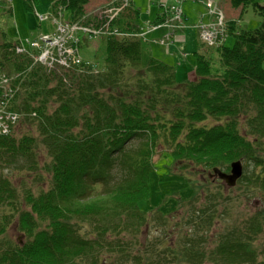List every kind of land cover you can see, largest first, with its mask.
Masks as SVG:
<instances>
[{"label": "trees", "instance_id": "16d2710c", "mask_svg": "<svg viewBox=\"0 0 264 264\" xmlns=\"http://www.w3.org/2000/svg\"><path fill=\"white\" fill-rule=\"evenodd\" d=\"M51 1L74 20L85 17L89 0ZM184 1L175 0L154 20H145L152 28L146 22L139 26L129 17L132 12L123 15L127 22L113 19L101 36L106 46L101 65L82 62L47 71L28 56L10 64L12 42L1 46L0 71L8 76L23 71L9 82L15 92L7 110L23 113L14 124L0 123L8 128L0 130V167L37 172L41 146L47 177L38 175L34 183L48 186L34 189L22 174L15 183L0 169V264H103L109 254L112 264H264V206L236 220L225 211L217 220L221 195L206 191L204 201L186 215L200 226V238L177 246L154 239L143 244L153 254H129L132 246H142L129 236L136 237L147 223L148 212L138 204L149 196L159 146L167 147L182 170L227 171L230 162L241 159L246 172L237 183L244 184L247 196L264 202V0H229L233 7L251 5L262 20L256 28L239 30L236 20L224 19L215 45L204 38L202 25L218 21L212 11L217 7L205 0L211 18L196 24L202 44L194 51L195 77L179 82L163 60L152 56L144 63L142 41L165 23L171 34L160 41L167 43L173 28L184 26ZM114 25L123 32L111 33ZM142 27L147 31L140 36ZM229 34L234 42L226 45ZM193 194L192 201L198 192ZM84 224L91 229L82 231ZM12 228L21 240L10 236ZM212 229L217 244L208 250ZM189 234L182 231L179 237Z\"/></svg>", "mask_w": 264, "mask_h": 264}, {"label": "rangeland", "instance_id": "374dc122", "mask_svg": "<svg viewBox=\"0 0 264 264\" xmlns=\"http://www.w3.org/2000/svg\"><path fill=\"white\" fill-rule=\"evenodd\" d=\"M210 1L212 7H217L215 11L221 13L224 19L236 20L237 29L239 30L253 29L261 23L262 16L254 11L251 5L233 7L229 0ZM0 2L2 3V5L0 4V47L5 41L12 42L10 49L13 52L11 51L10 64L15 63L17 56H28L32 59L33 64H40L47 71H51V69L56 67L66 68L67 66L55 65L52 67L53 63L50 64L49 61L39 58L40 50H30L32 49L30 43L25 44L28 47V52L23 53L16 52L14 45L20 40L23 41L26 37L29 39L39 37L40 39V36L43 34L52 35L56 32L57 23L76 22L80 26L79 29L74 31L79 56L84 60L101 65L106 56L105 42L101 36L105 35L106 27L109 28V25H112L113 22L111 21L113 19H121L127 22V18L123 15L132 12V15L129 17H132L139 26H142L146 22L145 20H154L156 15L164 10L165 5L173 4L175 0H129L125 7V4H123L119 10L112 14H108L106 10V8L110 7V0H89L85 5V17H79L74 20L69 17V13L65 7L62 5L55 6L51 0H30L28 2L29 7L25 5V0H0ZM182 9L185 12L182 24L184 26L181 29L173 28L174 33L170 39L166 38L168 40L167 43L163 44L160 41L161 37L171 34L172 28L165 23L157 25L154 30L148 32L145 37L146 39L142 41V59L144 63H147L149 57L152 56L163 60L174 67L176 78L179 82L195 77L196 58L194 51L201 49L202 44L196 24L200 20L207 21L211 18L210 13L207 12L209 8L205 0H186L182 4ZM136 10L139 11V15L134 17V11ZM91 22H93L94 27H102V32L96 37L90 34V30H86L85 26H88V23ZM119 27V25H114L111 30H116L119 33L123 32ZM143 35L144 33H140V36ZM233 42L234 35L229 34L226 45H231ZM41 48H45L44 43L41 45ZM0 51L2 52V47ZM207 56H212L211 48L208 50ZM31 66L32 64L26 70L29 71ZM4 67L6 69L7 65H4ZM22 72H17L18 78H20ZM15 83H17L16 80ZM15 112L19 113L22 119L21 115L23 112ZM19 127V123L14 126L16 134L20 133L17 131ZM165 148L167 147H157L152 157L153 167L149 177V196L138 204L142 211L148 212L147 223L141 226L140 232L136 237L129 236V239H132L134 242L136 240L140 241L142 246L138 244L132 246L129 251L130 255L137 253V251L138 254L142 255L144 250H148L146 249L148 246L144 248L143 244L151 242L154 239L164 238L163 244L168 242L173 245L176 243L177 246L191 237L197 236L200 238L201 230L197 231L200 226L190 223L186 215L192 213V207L200 205L209 193L219 192L221 195L216 197L218 200L216 208H218L220 213L217 220L226 216L224 215L225 211L230 213V216L236 220L237 218H244L258 207L264 206V202L259 201L257 197L247 196L246 188H244V184L240 183V181L235 186L228 187L221 179L208 177L209 170H202L201 168L191 170L190 167L182 170L179 166L177 168V163L174 162L170 152L165 151ZM46 155V150L38 146L37 157L40 167H38L37 172L35 169H27L21 172L22 170L15 168L16 165H10V167L1 165L0 169L3 174L11 177L15 183L19 184L20 177L24 176L28 182L32 181L27 184L35 186L34 189H36V184L45 188L48 186L46 181L39 180L34 183V178L38 177V175L41 177V174L44 178L47 177V171L42 167V164L48 161ZM243 167V171L246 172L244 162ZM115 169L116 167L113 172L116 171ZM19 175L20 177H18ZM203 182L204 186L201 190L200 183ZM98 186L101 188L102 184L100 183ZM195 191L198 192V195L192 201ZM202 191L203 193H201ZM204 191H206V195ZM231 217L227 216V219H231ZM87 226L88 224H84L82 231L91 229ZM188 230H190V234L187 237H179L180 232ZM212 231L213 229L210 231L212 237H210L209 243L205 244V248L208 250H213L217 244V235H214ZM10 236L14 240H21L23 238L15 228L10 230ZM148 251L152 253L151 249ZM105 258L106 261L103 264H112L111 258L113 256L111 254ZM127 264H131V260Z\"/></svg>", "mask_w": 264, "mask_h": 264}, {"label": "built area", "instance_id": "2783aa9c", "mask_svg": "<svg viewBox=\"0 0 264 264\" xmlns=\"http://www.w3.org/2000/svg\"><path fill=\"white\" fill-rule=\"evenodd\" d=\"M129 0H110V7L106 8L108 14H112L119 10L123 4L124 7L128 4ZM211 5V2H209ZM176 9L174 6L172 7ZM216 13L218 17V21H211V24L202 25L203 36L208 42L212 45L217 44V34L222 31L221 25L224 22V18L221 13ZM179 13V10H177ZM86 30H90V34L93 37H96L98 34L102 32V27H94L93 25L85 26ZM106 27V26H105ZM80 26L76 22H61L56 24V32L52 35L43 34L36 39L26 38L23 41H18L14 47L16 52L23 53L28 52V47H26V43H30V50H40L39 58L49 61V63H53L52 67L55 65L70 67L73 63H80L81 58L78 54L77 47V39L74 37V31L79 29ZM108 31V27H106V32ZM111 32V31H110ZM114 32H117L114 30ZM41 42V44H39ZM45 44V48H41L42 44ZM42 50V51H41ZM66 67V68H67ZM15 76H8L4 72L0 71V123L8 120L11 124H14L19 114L13 110H7V102L14 95L15 88H11L9 86V82L11 79H15ZM5 119V120H4ZM0 130L3 132H7V126H3L0 124Z\"/></svg>", "mask_w": 264, "mask_h": 264}, {"label": "water", "instance_id": "95a60500", "mask_svg": "<svg viewBox=\"0 0 264 264\" xmlns=\"http://www.w3.org/2000/svg\"><path fill=\"white\" fill-rule=\"evenodd\" d=\"M210 174L219 177L226 183L227 186L232 187L243 175V162L241 159L230 162V169L228 172L223 171L218 167H214Z\"/></svg>", "mask_w": 264, "mask_h": 264}, {"label": "bare ground", "instance_id": "6f19581e", "mask_svg": "<svg viewBox=\"0 0 264 264\" xmlns=\"http://www.w3.org/2000/svg\"><path fill=\"white\" fill-rule=\"evenodd\" d=\"M80 58H81L80 63H73V64L78 65V64H81L82 62H85V63H87L88 65H92V66H93V63H94V62L89 61V60H84L82 57H80ZM73 64H72V65H73ZM72 65H71V66H72Z\"/></svg>", "mask_w": 264, "mask_h": 264}, {"label": "flooded vegetation", "instance_id": "af4514ba", "mask_svg": "<svg viewBox=\"0 0 264 264\" xmlns=\"http://www.w3.org/2000/svg\"><path fill=\"white\" fill-rule=\"evenodd\" d=\"M211 177V176H210Z\"/></svg>", "mask_w": 264, "mask_h": 264}]
</instances>
